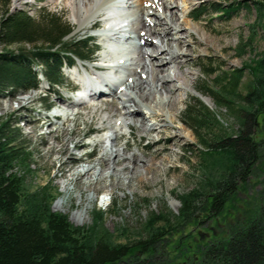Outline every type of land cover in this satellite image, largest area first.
Returning <instances> with one entry per match:
<instances>
[{
	"label": "rangeland",
	"instance_id": "374dc122",
	"mask_svg": "<svg viewBox=\"0 0 264 264\" xmlns=\"http://www.w3.org/2000/svg\"><path fill=\"white\" fill-rule=\"evenodd\" d=\"M175 1L177 6L188 10L191 15L204 10V15L199 21H193V24L200 22L206 31H199L198 36L192 32L194 43L201 42L202 45L189 43V47L181 48L188 59L181 71L196 74L193 88L200 96L209 99L212 107L198 96L184 97L181 93H174L172 98L176 105L182 100L178 121H173L170 127L159 125L157 129H161L158 132L164 131L160 135L140 134L139 124H133L132 131L122 133L119 137L118 144L124 152L113 171L106 165H99L101 159L107 158L103 150L107 143L98 144L97 138L104 139L108 130L100 127L98 113L91 115L89 106H83L78 115L77 111L72 117L69 113L64 122L63 117H50V113L44 112L40 103L45 98L53 106L60 99H66L71 86L75 84L74 68L81 72L80 66L88 69L92 66L90 62L77 60L73 68H64L63 88L52 89L42 83L37 91L0 99V124L6 119L12 121L10 125L15 124L28 151L33 155L29 167L18 169L25 181L23 192L29 197L40 193L42 189L47 190L49 197L53 198L50 211L66 216L72 228L81 230L91 240L102 238L110 247H133L131 256L120 264H191L194 261L195 264H203L202 254L211 245L228 236V220L235 221L236 217L240 221L248 217L254 219L259 216V204H264L263 148L251 175L244 183H237L235 195L229 197L215 214L211 210L213 197L217 183L231 169L229 161L213 154L205 157L198 150L199 143L193 132L182 123L186 105H192L193 100H198L212 114L204 125V132L199 133L202 136L204 134L208 142L234 136L240 128L232 114L217 107L212 99L213 93L218 92L213 87L221 80L217 82L214 77L205 78L202 72L204 64L212 62L218 66L220 73L217 79H220L225 74L248 68L260 59L264 51V35L261 15L253 8L257 0H189L187 4ZM6 2L9 3L10 11L26 10L32 15L46 11L60 17L61 23L72 31L68 41L88 39L102 28L100 24L99 27L96 25V32L78 30L69 20V8L62 2ZM237 3L238 9L229 15L216 13L219 9L237 7ZM146 9H149L148 6ZM133 11V22L140 23L141 13L137 9ZM133 37L137 38L136 35ZM93 41L88 44L89 50L99 52L90 59L99 63L103 48L97 46L99 41ZM151 42L153 45L144 48L146 51L150 52L154 45L160 47L161 39L152 37ZM135 44L138 42L135 41ZM19 47L25 46L12 47L11 50ZM161 70L165 75L172 74L171 68ZM250 82V74L245 71L241 80V94L246 93ZM112 102L116 101L104 99L95 104L110 109ZM145 119V123L149 121ZM256 123L254 132L259 130V140L264 139L263 119L258 118ZM176 134L180 137L172 142ZM64 145L68 155L58 154L57 150ZM74 146H78V149H74ZM133 154L140 157L139 161L133 165V169H125L128 162L124 159ZM129 163L132 164L131 161ZM147 166H151V170H146ZM92 168L94 170L87 175L81 173ZM76 172L80 173L78 183L75 182L76 176H73ZM196 197L201 198L197 209L192 210L188 202ZM152 235L157 237L146 248H153L156 253L135 252V246L148 241Z\"/></svg>",
	"mask_w": 264,
	"mask_h": 264
},
{
	"label": "trees",
	"instance_id": "16d2710c",
	"mask_svg": "<svg viewBox=\"0 0 264 264\" xmlns=\"http://www.w3.org/2000/svg\"><path fill=\"white\" fill-rule=\"evenodd\" d=\"M219 9L216 13L229 15L238 9ZM253 8L261 15L264 35V0H257ZM212 8V7H211ZM204 10L191 15L200 20ZM71 30L61 23V18L41 11L37 15L29 11H10L9 3L0 4V99L15 98L37 91L42 83L52 89L65 85L63 69L76 61L86 62L96 54L88 48L89 39L68 41ZM19 47L11 50L12 47ZM27 47V48H26ZM86 55H83V54ZM202 76L219 81L213 88L212 99L239 122L234 136L220 137L208 142L204 125L211 112L198 100L186 105L182 123L190 129L198 150L205 157L227 158L228 174L217 183L211 210L220 211L229 197L235 195L236 185L245 182L259 162L264 139L259 140V130L254 127L258 118L264 123V51L259 60L241 71L225 74L220 79L218 66L204 64ZM248 71L251 82L246 93H240L241 80ZM215 81V82H216ZM218 82V81H217ZM44 112L51 105L45 98L40 100ZM213 118V117H212ZM6 119L0 124V264H120L134 251L130 246L110 247L102 238L93 240L72 228L66 216L50 211L53 198L47 190L33 196L23 192L24 179L18 169L29 167L33 155L28 151L19 130ZM262 133V132H261ZM93 132L90 133L92 135ZM201 197L188 202L197 209ZM157 235L138 243L135 252L156 253L153 244ZM203 264H264V224L258 220L233 240L217 247H210L202 254Z\"/></svg>",
	"mask_w": 264,
	"mask_h": 264
},
{
	"label": "bare ground",
	"instance_id": "6f19581e",
	"mask_svg": "<svg viewBox=\"0 0 264 264\" xmlns=\"http://www.w3.org/2000/svg\"><path fill=\"white\" fill-rule=\"evenodd\" d=\"M50 1L62 2L69 8V20L78 30L102 25V28L97 31L103 48L99 63L92 62V66L88 69L80 66L82 73L76 67L73 70V74L78 73L76 79L79 84L83 86L86 93H92L93 98L89 102L80 101L76 105L72 103L73 105L68 108L69 112L62 115L65 122L69 113H71L70 117L74 116L76 111L78 115V111L83 106H89L91 115L98 113L100 127H106L108 130V135L106 134L104 139L97 138L98 144L107 143L103 149L107 158L99 161L100 166L106 165L112 171L114 170L115 164L120 162L124 152L119 147V137L122 133L132 131L133 124H139L140 134L158 133L160 135L164 131L158 132L161 129V127L157 129L159 125L170 127L173 121H178L182 110V105L180 106L182 100L178 103L179 105H176L172 98L174 93H181L184 97L198 96L212 107L211 101L200 96L193 88L196 74L191 75L181 71L182 67L188 63L187 54L183 53L181 48L189 47V43L194 46L202 45L201 42L194 43L192 32L198 36L199 31L205 32L206 29L200 22L197 25L193 24L195 20L190 12L177 6L175 0ZM188 1L180 0L182 4H187ZM147 6L149 9H146ZM133 9L141 13L140 23L133 22L135 16ZM124 23H128V30L117 31L118 25ZM120 34L125 36L123 42L120 41ZM152 37L160 38L161 43L160 47L154 45L149 52L144 48L153 45ZM135 41L138 42L137 45ZM121 61L125 63L117 68L113 66ZM102 65L113 67L102 70L100 68ZM162 68H171L172 74L165 75ZM117 74L122 75L118 82H116ZM104 99H112L116 102H112L110 109H105L102 104H95ZM145 118L149 120L146 123ZM179 137L176 134L175 138L171 139L172 142ZM74 149H78V146H74ZM66 151L67 148L64 145L57 150V153L68 155ZM139 158L136 154L125 158L124 161L128 162L125 169L132 168ZM130 161L132 164L129 163ZM92 170L94 168L83 170L81 173L87 175ZM146 170H151V166H147ZM73 176H76L75 182L78 183L80 173L76 172Z\"/></svg>",
	"mask_w": 264,
	"mask_h": 264
},
{
	"label": "flooded vegetation",
	"instance_id": "af4514ba",
	"mask_svg": "<svg viewBox=\"0 0 264 264\" xmlns=\"http://www.w3.org/2000/svg\"><path fill=\"white\" fill-rule=\"evenodd\" d=\"M258 212H259V216L254 218V219H250L248 217L247 219L243 218L240 221V218L236 217L235 221L228 220L229 228H228V230H226V235L228 234L229 237L227 236L225 239H222L221 241H218L216 244L211 245V247H217V246H220L221 244H224V243H227V242L233 240V238L237 234L244 232L250 225L252 226V224L257 222L258 220L261 222V224L262 223L264 224V204L263 205L261 203L259 204V211ZM232 233H234V234L232 235ZM195 263L196 262L194 261L191 264H195Z\"/></svg>",
	"mask_w": 264,
	"mask_h": 264
}]
</instances>
